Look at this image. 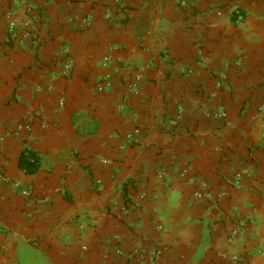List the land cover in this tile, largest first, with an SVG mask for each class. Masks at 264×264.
<instances>
[{
	"label": "crops",
	"instance_id": "1",
	"mask_svg": "<svg viewBox=\"0 0 264 264\" xmlns=\"http://www.w3.org/2000/svg\"><path fill=\"white\" fill-rule=\"evenodd\" d=\"M262 101L264 0H0V264H264Z\"/></svg>",
	"mask_w": 264,
	"mask_h": 264
},
{
	"label": "built area",
	"instance_id": "2",
	"mask_svg": "<svg viewBox=\"0 0 264 264\" xmlns=\"http://www.w3.org/2000/svg\"><path fill=\"white\" fill-rule=\"evenodd\" d=\"M193 0H179L180 2V5L183 6V7H187ZM236 19L237 21H243L244 20V15L241 13V12H236ZM15 29H16V23L15 22H10L9 24V33L11 35H15ZM72 70V63L71 62H67L66 65H65V73L66 74H69ZM143 81V77L142 75L138 74L136 75L135 79L130 83L129 87L132 91V93H135V94H138L140 92V89H141V83ZM106 87H100L98 86V91L101 92L102 90H104ZM60 105H64V101L61 100L60 101ZM264 113V101H262V103L259 105L258 107V115H262ZM219 117L221 119H226L227 118V114L225 111H221ZM174 123L176 124V121H174ZM16 130L18 132H30L32 131V128L31 126L29 125H25V124H22V123H18L16 125ZM139 133V131L136 130V132L134 133L133 136L137 135ZM3 135L2 133L0 132V141L3 140ZM128 138H132V135H128ZM123 149V148H122ZM184 173H187V171H184ZM252 176V172L249 168H244V169H241L237 172H235L234 174V184L236 186H239L241 185V183L247 179V178H250ZM160 177H162L160 175ZM0 181L1 182H4V183H8L9 182V178L5 175V174H2L0 172ZM21 193L23 196L31 199L33 198L35 200V203L37 205H42L44 203L47 202V198L45 197H36L34 196V193L33 191L30 189V188H22L21 189ZM198 197H202V193L198 194ZM243 225L241 226H244L245 223L242 222ZM237 231H233L232 235L233 236H236L237 235ZM84 251H87V247L84 246L82 248ZM162 250L160 249H157L155 247H148V246H140V247H137L135 248L134 250H132L128 256L130 258H135V259H141L143 261H146L150 264L152 263H155L159 257L162 255ZM125 253L123 250H117L116 251V255L117 256H123ZM218 256L221 258V259H226L228 257V255L225 253V252H219L218 253ZM230 262L231 264H244L239 258L237 257H231L230 258Z\"/></svg>",
	"mask_w": 264,
	"mask_h": 264
},
{
	"label": "trees",
	"instance_id": "3",
	"mask_svg": "<svg viewBox=\"0 0 264 264\" xmlns=\"http://www.w3.org/2000/svg\"><path fill=\"white\" fill-rule=\"evenodd\" d=\"M19 166L26 173L34 174L40 170L41 159L37 154L31 151H24L20 158Z\"/></svg>",
	"mask_w": 264,
	"mask_h": 264
}]
</instances>
